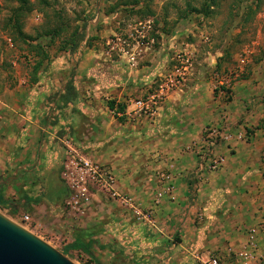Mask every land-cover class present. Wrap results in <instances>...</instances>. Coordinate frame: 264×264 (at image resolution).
Instances as JSON below:
<instances>
[{"label":"rangeland","instance_id":"rangeland-1","mask_svg":"<svg viewBox=\"0 0 264 264\" xmlns=\"http://www.w3.org/2000/svg\"><path fill=\"white\" fill-rule=\"evenodd\" d=\"M26 1L31 11L22 19V32L29 39L23 42L14 38L5 27L11 10L18 7V0H0V32L6 39L4 45H0V90L3 88V97L13 104L17 97H28L29 88L34 86L35 93L31 101L36 106L28 114L38 128L34 132L31 131V125L28 126V133L37 137L42 133L43 143L34 162V173L23 175L16 185L11 181L14 175L5 173L6 180L1 184L6 187L3 189V199L8 204L6 208L0 207V214L58 252L61 251L60 245L69 239L63 234L65 221L70 216L76 220L83 219L95 204L113 205L117 209L128 210L132 228L134 226L142 231L145 228L150 236L149 240L157 237L158 230L162 227L157 225L160 221L157 216L162 214L157 194H164L162 190H156L153 186L144 191L146 195L132 191V195L126 196L136 212L130 206L111 199L89 180H85L86 191L83 197L86 200L73 192L76 190L77 177L69 169V162L74 159V154L65 147V141H69L70 148L78 157L110 172L95 159L100 143L97 137L104 131L94 115H86L82 110L88 106L91 114H94L92 106L95 101L90 93L92 84H96L94 73L113 71L112 73L117 72L125 79L127 72L139 70L146 65L147 72L156 69L159 62L153 57L159 55L163 66H160L159 81L151 83L152 89L144 94L141 90L147 84L142 86L129 81L126 85L127 89L135 87L132 89L135 93L131 97L132 101L145 102L148 97L158 92L159 87H167L178 79L172 75L173 70L178 68L182 70L183 80L170 87L166 95L180 91L193 65L199 61L204 71H222L226 83L214 84L215 92L220 90L223 100L228 101L231 95L229 88L225 86L228 85L229 77L231 83L247 82L251 73L264 74V0ZM62 25L64 28L58 35L52 38L40 36L44 31ZM75 29L82 33L83 40L72 51L70 40ZM36 44L41 46V51L46 56L37 70L34 67L39 55L29 52V45ZM216 54L219 56L215 57ZM210 61L211 64L206 67L205 63ZM212 65L214 67L210 69ZM108 75L105 77L109 78ZM258 81L261 82V89L248 93L244 102L243 118L250 119L251 123L246 128L250 133L253 130L264 133V81ZM256 83L257 81L251 80L250 86ZM68 85L73 98L63 104L60 98L68 90ZM83 88L84 95L79 93ZM157 105L156 103L151 106V110L154 111L153 107ZM21 113L16 114L22 115ZM128 113L140 119L153 116L136 109L129 110ZM8 114L13 115L12 112ZM121 116L118 122L125 121L127 117L126 114ZM58 120L60 124L57 127ZM103 126L108 133L107 119L103 121ZM11 129V126L4 127L3 130L6 131L0 138L3 139ZM210 129L209 126L202 129L203 143ZM103 143L107 144L104 141ZM201 145L198 146L199 150L202 149ZM47 147L53 149H49L46 154ZM29 153L32 154L33 151ZM49 154L54 159L49 158ZM261 160L264 161V145ZM49 164L53 170L49 168L42 171V167ZM36 172L38 173L35 174ZM262 177L264 179V172ZM63 186L67 189L66 196L54 200L53 189ZM23 193L30 196L32 201H21ZM74 193L78 212L68 205L70 196L73 197ZM98 200L100 201L97 202ZM23 215H27V222L21 221ZM47 229L48 232H43ZM53 236L59 237L58 243L53 241ZM168 237L169 244H175L176 235L169 234ZM60 254L72 264L98 263L75 253ZM186 256L188 263L194 261L197 264H207L209 259L215 258L211 254L204 260L196 259L195 255Z\"/></svg>","mask_w":264,"mask_h":264},{"label":"crops","instance_id":"crops-1","mask_svg":"<svg viewBox=\"0 0 264 264\" xmlns=\"http://www.w3.org/2000/svg\"><path fill=\"white\" fill-rule=\"evenodd\" d=\"M5 41L4 37L0 45ZM153 59L159 62L156 69L147 72L146 65L127 72L125 79L117 72L95 71L96 84H92L90 91L95 101L94 114L88 106L82 110L86 115H94L104 131L97 137L100 143L95 159L114 176L115 191L129 197L132 191L146 195L144 191L153 186L162 190L164 194L158 202L162 214L158 211L157 216L160 219L157 225L162 227L157 237L149 240L145 228L142 231L129 224L128 210L95 204L83 219L70 216L65 221L62 233L69 239L60 245L59 252L79 254L98 261L97 264H187L186 255L204 260L208 254L213 255L218 264H242L236 253L245 247L248 229H256L258 246L264 239V161L261 160L264 133L247 131L251 122L248 117L243 118L246 96L261 89L258 80L264 81V74L251 73L247 82L231 83L229 77L225 87L229 88L231 96L224 101L222 92H215L214 85L226 83L222 71H204L203 65L195 62L181 90L165 95L157 107H153L151 118L140 119L128 113L136 109L131 100L135 87L127 89L126 85L129 81L142 86L147 84L141 90L144 94L152 89L151 83L159 81L160 66H163L159 55ZM205 64L209 67L211 61ZM107 74L109 78L105 77ZM251 80L257 83L250 86ZM34 93L35 88L31 86L28 97H17L12 104L3 97V88L0 90V136L6 131L4 127L12 128L0 138V185L5 182L7 172L14 175L11 181L15 185L23 175L34 173V162L43 143L42 133L38 137L28 133V126L31 125L34 132L38 128L28 114L36 106L31 101ZM79 93L84 95L85 89H80ZM107 104H112V110ZM19 112H23L22 115L16 114ZM125 114V121L118 122ZM105 119L108 133L103 126ZM59 124L60 120L56 126ZM207 126L220 134V138L214 139L210 155L222 157L223 162L214 171L196 172L198 154L203 150L202 129ZM49 149L53 148L47 147L46 154ZM48 156L54 159L51 154ZM49 168L52 169L51 164L42 167V171ZM5 188L3 185L1 189ZM52 194L54 200L66 196L63 187L53 189ZM168 233L176 235L175 244H169ZM51 238L58 243L59 237ZM248 264H264V261L255 255Z\"/></svg>","mask_w":264,"mask_h":264},{"label":"built area","instance_id":"built-area-1","mask_svg":"<svg viewBox=\"0 0 264 264\" xmlns=\"http://www.w3.org/2000/svg\"><path fill=\"white\" fill-rule=\"evenodd\" d=\"M2 42H4V37L0 32V43ZM181 72L182 70L179 68L174 69L172 75L178 79L174 82H171L167 87H159L158 92L155 95H151L150 97H148L145 102H142L140 100L133 101V105L136 110L138 112L140 111L142 113H148L152 115L153 111L151 110V106H154L156 103L158 104L166 95L170 87H174L175 83L177 84L183 80V74ZM218 138H220V134L217 131L210 129L209 133L206 136V140L203 143V150L200 154H198L196 172H202L204 169L214 171L218 169V167L222 164V157L210 155V149L214 146V139ZM222 138L224 139L225 137L222 136ZM63 144L69 150V152L74 154V159L69 162V169L72 170L77 177V183H75L76 190H73V192L75 191L83 197L86 191L85 180H89L92 184L96 185L100 191L109 195L111 199H116L121 204L131 207V200L128 197L120 195L115 191L114 178L107 169L101 168L98 165H93L89 160L78 157L75 151L70 148L69 141H65ZM168 189L169 188L166 187L165 191H167ZM160 197L161 193H158L157 198ZM83 199L86 200V197H83ZM68 205L72 210H75L76 212L79 211L75 193L73 197L70 196ZM134 212L136 211L134 210ZM21 221L27 222V215H23L21 217ZM256 233V229H248V231L246 232L245 247L242 249V251H238L236 253V257L240 259L242 264H248L254 259L255 255L258 260L264 261V239L261 246H258L256 243ZM207 264H218V261L215 258H211L207 261Z\"/></svg>","mask_w":264,"mask_h":264},{"label":"water","instance_id":"water-1","mask_svg":"<svg viewBox=\"0 0 264 264\" xmlns=\"http://www.w3.org/2000/svg\"><path fill=\"white\" fill-rule=\"evenodd\" d=\"M0 264H72L62 254L0 214Z\"/></svg>","mask_w":264,"mask_h":264},{"label":"trees","instance_id":"trees-1","mask_svg":"<svg viewBox=\"0 0 264 264\" xmlns=\"http://www.w3.org/2000/svg\"><path fill=\"white\" fill-rule=\"evenodd\" d=\"M31 11L30 6H28V3L26 0H18V7L13 8L11 10L10 16L6 19L5 21V27H7L9 29V32L11 35L14 36V38L19 39L23 42H25L26 39H29L28 36H26L23 32H22V19L25 17V15H27L29 12ZM64 28V25H62L61 27H57V28H52L49 29L47 31H44L43 33L40 34L44 35L45 37L48 38H52L53 36L58 35L62 29ZM33 40V39H32ZM83 40V35L82 33H79L76 29L73 30L72 33V38L70 40V49L72 51H74L77 48V45L80 41ZM68 42V41H67ZM68 44V43H67ZM35 56L39 55V59L34 67L35 70H37L39 68V65H41V61L46 57L45 54L41 51V46L39 44L36 45H29V52H32ZM67 91L61 96L60 101L63 104H67L69 102V100H72V94H71V89L69 87V85L67 86ZM108 108L111 109L112 108V104L108 105ZM120 111V110H119ZM3 187V185H0V207L2 208H6L8 202L4 201L3 199V189H1ZM63 190L65 192V194H67V189L66 187L63 186ZM24 201L26 203H29V198L23 194Z\"/></svg>","mask_w":264,"mask_h":264}]
</instances>
